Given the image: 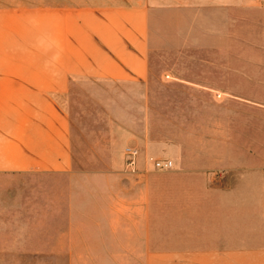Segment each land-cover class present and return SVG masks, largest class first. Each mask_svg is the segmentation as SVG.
Returning a JSON list of instances; mask_svg holds the SVG:
<instances>
[{
	"label": "crops",
	"instance_id": "0c3cea01",
	"mask_svg": "<svg viewBox=\"0 0 264 264\" xmlns=\"http://www.w3.org/2000/svg\"><path fill=\"white\" fill-rule=\"evenodd\" d=\"M94 101L120 140L102 169L74 162ZM126 148L172 167L130 177ZM128 252L264 264L263 2L0 0V264Z\"/></svg>",
	"mask_w": 264,
	"mask_h": 264
},
{
	"label": "rangeland",
	"instance_id": "374dc122",
	"mask_svg": "<svg viewBox=\"0 0 264 264\" xmlns=\"http://www.w3.org/2000/svg\"><path fill=\"white\" fill-rule=\"evenodd\" d=\"M155 78H159L158 80L162 81L163 79L160 78V76H154ZM182 92L178 91H159V98L161 99H166V98H172L174 95H180L181 96ZM89 100V99H88ZM87 103V101H86ZM85 103V104H86ZM89 109H95L94 110V115L89 116V119H92L93 122H90L88 126L90 127V132H82L80 133L83 137L79 138L76 141V154L74 155V162L78 163L80 168H89V167H94V168H105L108 167V164L112 162L113 158L115 157L114 151L115 149L120 146L118 139H113L110 138L109 136L112 134H115L111 131L108 130V125L102 121H100L101 116L98 115V108L96 107L97 102H89ZM168 108L166 106L159 107L158 110L159 112L166 111ZM179 109V108H177ZM181 110V109H180ZM162 115V114H161ZM165 115V114H164ZM163 126L166 125V123H162ZM202 141V144L206 143L208 141H214L210 140L208 137L202 136V138H198V141ZM126 145V144H125ZM124 145V146H125ZM123 147V146H122ZM126 150V149H125ZM125 150L123 153L124 157V173L127 175H130V177L133 178H144L145 174H148L150 172L156 173V172H165V171H159L154 168L153 162L155 160H163V159H153L151 162L152 166V171H140L137 167L135 172L129 171V168L126 167V156H125ZM94 172H101L98 170H94ZM166 205L161 207L159 210L160 216L166 217L167 216V210H166ZM179 213H181V210H179ZM161 221V219H160ZM165 222V220H164ZM131 255V256H129ZM132 258V259H131ZM127 264H143V261L139 257L134 256V252H128V259H127Z\"/></svg>",
	"mask_w": 264,
	"mask_h": 264
},
{
	"label": "built area",
	"instance_id": "2783aa9c",
	"mask_svg": "<svg viewBox=\"0 0 264 264\" xmlns=\"http://www.w3.org/2000/svg\"><path fill=\"white\" fill-rule=\"evenodd\" d=\"M259 1L264 3V0H259ZM125 156H126V167L129 168V171L135 172V170H136V159L138 156L137 150H135L133 148H126ZM153 165H154V168L159 170V171H167V170L171 169L172 162L169 160H155L153 162Z\"/></svg>",
	"mask_w": 264,
	"mask_h": 264
}]
</instances>
